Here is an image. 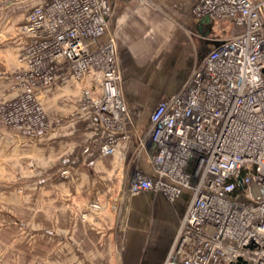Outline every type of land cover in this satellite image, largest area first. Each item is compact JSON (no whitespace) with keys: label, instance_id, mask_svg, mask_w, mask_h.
<instances>
[{"label":"built area","instance_id":"1","mask_svg":"<svg viewBox=\"0 0 264 264\" xmlns=\"http://www.w3.org/2000/svg\"><path fill=\"white\" fill-rule=\"evenodd\" d=\"M19 4L28 9L18 32L29 40L17 57L19 94L0 107V123L36 136L49 124L35 92L59 72L91 78L81 104L107 133L101 155H114L133 124L108 35L109 0H12ZM194 14L221 27V36L154 107L146 134L151 175L134 173L128 193L170 204L187 197L162 264H264V0H199Z\"/></svg>","mask_w":264,"mask_h":264},{"label":"crops","instance_id":"2","mask_svg":"<svg viewBox=\"0 0 264 264\" xmlns=\"http://www.w3.org/2000/svg\"><path fill=\"white\" fill-rule=\"evenodd\" d=\"M3 1L0 0V105L16 94L13 76L20 68L17 57L29 40L18 32L28 6ZM198 1L109 0L108 35L117 49L121 89L133 124L132 130L128 128L127 140L119 141L114 155H101L100 146L107 133L98 117L80 106L82 89L90 87L92 79L77 81L66 72H59L52 86L36 93L44 111L45 96L51 92L52 96L58 93L63 102L56 112L46 110L49 122L63 114H74L51 139L25 144L21 131L0 128V170L6 161L16 166L32 160L45 177L44 185L27 189L28 200L43 202L42 210L34 213L45 216L48 226L42 255L45 261H35L34 254L17 251L18 218H10L9 227L3 230L0 204V243L6 237L11 242V264H111L116 244L120 245L121 240L125 241L123 264H162L187 197L174 204L150 193L132 197L128 184L136 172L151 175L149 155L153 146L146 134L154 107L182 87L208 54L213 38L218 37V26L195 16ZM64 172L69 176L60 178ZM143 196L151 197V204L142 203ZM93 202L100 204V211L82 220L81 215ZM149 207L162 213V221L157 222V228L152 224L141 228L152 229L156 235L143 241L132 236L130 240V216H139ZM27 221L39 222L34 216Z\"/></svg>","mask_w":264,"mask_h":264},{"label":"rangeland","instance_id":"3","mask_svg":"<svg viewBox=\"0 0 264 264\" xmlns=\"http://www.w3.org/2000/svg\"><path fill=\"white\" fill-rule=\"evenodd\" d=\"M5 1V0H4ZM3 1V2H4ZM12 5V0H7ZM220 29H218V33L216 32V36H221ZM110 36V35H109ZM228 36V32H223L222 37L225 38ZM14 78V76H13ZM15 80V79H14ZM16 82V80H15ZM17 83V82H16ZM37 92H35V98L41 108V111L44 115V118L47 116L45 114L46 110L50 111L51 113L56 112V107H61L63 102L59 100L58 93H55L52 96V92L45 96V111L38 101ZM18 86L16 90V94L13 98L9 101L4 102L0 105V107L5 106L6 104L10 103L11 101L15 100L18 96ZM58 99V100H57ZM82 94L80 100V106L82 107ZM70 114H63L60 117H57L53 122H47L49 124V129L45 131V124L42 132L37 134L36 136H31L25 128L19 127H12V126H4L0 123V128L2 130H19L25 135V144H35L42 142L47 139H51L56 130L67 124L71 121L74 117ZM42 172L38 170L36 164L32 160H28L27 162H19L16 166L11 165L9 161L3 162V169L0 170V204H1V211H2V228L3 230L7 226V221L17 216L18 218V252H29L35 255V261H45V258L42 256L45 254V236L48 234L45 231V216L36 215L34 212H39L42 210L43 202L40 200L39 202H32V200L27 199V189L31 187L39 188L41 185H44L45 177L41 174ZM69 176L68 172H64L60 174V178H67ZM152 198L149 196H143L141 199L142 203H149L151 204ZM96 203V202H93ZM93 203L88 204L87 210L81 215V219L86 221L90 214L98 213L100 210H92L91 205ZM150 209L147 212L139 214V216L131 215L128 221V226L131 229V237L130 240L134 237H138L141 241L147 240L149 238H153L156 233L152 229L148 228H141L142 225L149 226L152 224L154 227H158L157 222L162 221V213L158 210L155 212V208L149 207ZM101 209V207H100ZM162 212V211H161ZM116 214V212H115ZM34 220L39 221L38 223L32 224L27 223V220H30L31 217ZM157 216V217H156ZM148 220V221H147ZM127 225L126 216H123V228L125 229ZM139 227V232L134 231L135 228ZM151 227V226H150ZM9 233H7V236ZM134 236V237H132ZM27 245V246H26ZM125 246V241H120L116 244V253L113 254V260L111 264H123L122 260V249ZM11 242L9 241L8 237L0 243V264H11L14 261V254H11ZM14 251V248L12 249ZM16 253V252H14ZM105 264V263H103ZM109 264V263H108Z\"/></svg>","mask_w":264,"mask_h":264}]
</instances>
